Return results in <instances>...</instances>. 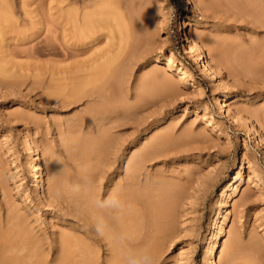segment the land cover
<instances>
[{
	"label": "rangeland",
	"instance_id": "374dc122",
	"mask_svg": "<svg viewBox=\"0 0 264 264\" xmlns=\"http://www.w3.org/2000/svg\"><path fill=\"white\" fill-rule=\"evenodd\" d=\"M114 1L0 0V231L13 216L18 237L35 241L30 264H62L63 241L84 236V178L103 199L151 147L140 182L161 177L179 190L173 232L154 244L158 224L133 227L148 210L128 206L134 222L123 251L151 248L158 264H264V80H250L264 78V27L249 16L252 0H139L154 37L141 48L130 46L126 9ZM91 13L98 21L82 34ZM196 36L214 77L183 43L196 48ZM83 40L84 50L70 54ZM98 67L113 109L95 115L100 98L75 92L78 77L93 78ZM92 243L106 264L109 246ZM26 249L17 251L21 264Z\"/></svg>",
	"mask_w": 264,
	"mask_h": 264
},
{
	"label": "bare ground",
	"instance_id": "6f19581e",
	"mask_svg": "<svg viewBox=\"0 0 264 264\" xmlns=\"http://www.w3.org/2000/svg\"><path fill=\"white\" fill-rule=\"evenodd\" d=\"M118 6H123L126 9L125 17L130 25L128 27L127 36L130 38V46L131 47H146L150 45L153 40V34L147 25L146 21V13L143 11V7L139 0H115L114 1ZM240 3V2H239ZM242 3V2H241ZM246 5V4H245ZM248 5V4H247ZM246 5V6H247ZM249 16H251L255 21L259 23L257 27H264V0H252L248 7ZM245 10V9H244ZM243 10V11H244ZM94 13L87 14L82 20V28L81 33L84 34L85 30L93 27L95 22ZM97 14V13H96ZM73 15V14H72ZM69 15V16H72ZM72 18V17H71ZM131 27V28H130ZM92 29V28H91ZM127 41V38H126ZM195 47L190 45L189 42L183 40V43L186 45L188 52L193 53L195 49L198 53V59L202 62L204 67V72L206 75L214 77V70L210 62L205 59V51L201 46L202 39L199 36H196L194 39ZM88 44V42L81 43L79 49H72V52H68L70 54L80 53L84 50V46ZM205 47L208 51H212L211 54L214 57L220 56L216 51L217 46L214 44H205ZM254 49H259V46L252 47ZM233 47L230 46L229 50H232ZM238 52L233 54L237 57L243 56L244 49L236 46ZM264 51V50H263ZM264 57V53L262 55ZM260 56V59L263 58ZM119 56H115L112 61H116ZM244 58V57H243ZM253 58V57H252ZM264 60V59H263ZM244 61V60H243ZM246 63V62H245ZM249 66V65H248ZM120 65L115 66L111 75L115 78H119L120 76ZM253 71L257 68H252ZM251 69V70H252ZM255 69V70H254ZM262 69V68H261ZM260 69V70H261ZM264 71V70H262ZM103 67H98L93 72V78H82L83 76L78 77L76 84V92L75 96L78 99H81L86 96H91L92 94L97 95L100 98V102L95 104L90 108V113L99 115L106 111H111L113 106L106 103L105 100V88L109 85V79L102 76ZM110 73V72H109ZM183 74L185 72H182ZM261 73V71H260ZM253 74V72H250ZM94 77L102 79L100 85H92ZM98 79V80H99ZM254 83H258L261 80H264L263 77L255 75L250 78ZM264 82V81H263ZM262 82V83H263ZM88 85H92L91 89H87ZM229 94H224L219 98L220 107H222V102L229 99ZM112 102V101H111ZM138 103H140L138 101ZM231 116V114H230ZM232 117V116H231ZM233 118V117H232ZM234 119V118H233ZM166 139V137H164ZM167 140V139H166ZM258 141H261L260 138L257 137ZM98 141L105 142V136H101ZM156 154L151 150V147H145L135 158L133 162L129 166L128 176L125 179V182L122 186H119L115 191L120 194L122 199L126 202L128 206L131 205H141L148 210L147 220L143 219L137 221L136 224L133 223V218L129 216L127 211L119 220H112L109 213L105 212L104 214L109 217V221L113 227V232L108 237H100L96 234L94 229L91 227L92 217L99 209L94 207V202L96 201V197L94 194H89L86 189L87 180L84 178L83 186L85 188L82 189L80 195V214L83 217L81 229L83 230V235L81 238H68L62 243V252L59 257L62 264H99L96 260L95 253L93 251V243H104L109 246V251L111 252L110 258L106 261V264H124L123 256V245L127 243L128 230H130V223H133V227L138 226V224H158V226L151 231V235L156 237L155 243H158L161 239L168 237L173 232V224L171 222V207L174 205L179 190H176L172 193V187H167L164 184L163 179L157 178L149 181L147 184H141V175H143V170L145 169L146 162L152 159ZM32 178L36 179V185L39 186L40 182L38 181L39 174L36 172V168L34 165V159L32 160ZM54 186H56L54 184ZM79 201V198H78ZM14 217L8 216L6 220V224L9 225L3 231H0V264H21L22 258L20 259L17 256V251L20 247L27 248L26 249V258L28 259V263L33 257V252L30 251L32 246H34V240L26 235L23 238L18 237L17 232L12 227L15 224L13 223ZM133 221V222H132ZM14 224V225H13ZM11 226V228H10ZM126 237V239H121V237ZM129 238V237H128ZM133 238V237H131ZM131 240V239H130ZM136 240V238H135ZM134 241V240H133Z\"/></svg>",
	"mask_w": 264,
	"mask_h": 264
},
{
	"label": "clouds",
	"instance_id": "9594fccd",
	"mask_svg": "<svg viewBox=\"0 0 264 264\" xmlns=\"http://www.w3.org/2000/svg\"><path fill=\"white\" fill-rule=\"evenodd\" d=\"M72 191L78 192L79 185H73ZM94 207L99 209L93 217L91 227L100 237H108L113 232V227L109 217L104 213L110 214L112 220H119L127 211L128 205L115 190L110 192L107 197L96 200ZM126 239V237H121ZM124 264H158L156 253L148 247L127 248L123 256Z\"/></svg>",
	"mask_w": 264,
	"mask_h": 264
}]
</instances>
